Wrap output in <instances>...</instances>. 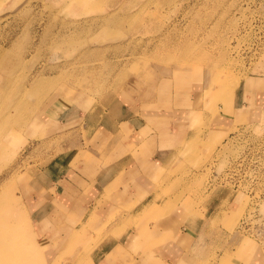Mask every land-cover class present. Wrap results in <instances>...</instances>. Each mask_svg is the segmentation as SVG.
Returning a JSON list of instances; mask_svg holds the SVG:
<instances>
[{
    "label": "rangeland",
    "instance_id": "rangeland-1",
    "mask_svg": "<svg viewBox=\"0 0 264 264\" xmlns=\"http://www.w3.org/2000/svg\"><path fill=\"white\" fill-rule=\"evenodd\" d=\"M254 78L257 90L245 85ZM162 79L165 96L134 110L139 90ZM259 92L264 0H0V264H109L139 217L162 229L155 244L197 227L195 264H264V161L249 153L240 188L213 182L241 148L231 134L264 137V114L209 133L229 98L252 105ZM151 112L184 131L143 170L146 200L130 203L120 184L94 193L88 178L74 205L52 209L60 174L120 149L117 170L145 156L150 128L125 124Z\"/></svg>",
    "mask_w": 264,
    "mask_h": 264
},
{
    "label": "crops",
    "instance_id": "crops-1",
    "mask_svg": "<svg viewBox=\"0 0 264 264\" xmlns=\"http://www.w3.org/2000/svg\"><path fill=\"white\" fill-rule=\"evenodd\" d=\"M256 83L257 86H255ZM245 85L250 88L259 87L261 86V80L260 78H254L250 80L246 79ZM147 86V88L139 90L141 91V99L138 98L135 100L136 107L134 110H137L142 106V100L144 98L143 96H146L147 98H149L150 95L157 97V94L161 93V96L163 97L167 92H165L164 89H168L166 82L163 79L159 81L156 86L153 84ZM229 100L230 101L227 102L225 107L221 109L222 113L219 114L220 119H218V122L220 123L219 125L221 127L216 129V124L214 123L209 131V133L212 135L218 134L220 131H223L225 128L229 127L232 121H245L251 118V114H256L258 116L261 112L264 114V92H259L255 95V101L252 102V105L249 103L246 97H243L242 94H237L236 97L229 98ZM147 101L149 102L148 99ZM151 113L152 114L148 117V119L153 121L152 127L157 128V130H152L150 124L147 121L148 119H145V121L140 125L138 124V127H136L137 130L133 127V122L135 121L134 119H131L132 122L129 121L130 123L125 120L126 123L128 122L125 125L131 126V132L135 130L134 132L135 134L137 133V135L139 134L143 136L145 134V128L147 130L150 128V131L147 132L145 137H139L149 147L148 152H145V156L137 155L132 157V155L136 152H134V146L130 149L132 159L130 158L128 164L122 167L121 170L116 169L119 167L117 162H114V164H111V162L119 157L120 154L124 153L122 151L123 149H120L115 158L110 159L112 160L111 162L102 166H97L95 163L96 161L90 159L87 161V163L77 165L73 171H67V173L60 174L55 181L57 182V185L52 188V195L49 201L52 209L60 210L61 208H70V206L74 205L76 202L79 185L87 183L86 179L88 178L91 180L94 193L97 191H104L106 189L112 188L113 186H117L118 184L125 188L130 187L131 192H129L128 195V201L130 203L136 195L150 193V191H147L148 186L145 184L146 181L145 174L143 175V170L146 169V166L151 164V162L153 163L154 161L160 160L159 156L161 157L168 153H172V151L175 152L176 149L173 145L175 144V141L179 139L180 134L184 131L181 128V125L177 126V129L170 130V127L165 126L162 121H157L158 118L161 119L160 117L154 115L157 112ZM117 132L122 136V134H124L126 131L123 129H117L116 133ZM131 143L134 142L131 141ZM142 197L143 196H141V198ZM136 203L138 204L139 202L136 201ZM89 206L90 205H88L87 208L83 210L89 209ZM139 219L140 218L136 220V226L125 229L123 232V235H125L124 239H122L121 236L115 238L117 242L113 243L111 251H109L108 254L109 264L197 263V259L200 257V254L197 251L199 250L197 249V242L201 236V233L197 227L192 224H187V226H184L183 228L179 227L174 231L170 239L165 237V240L162 243L157 242L158 244H155L151 242L153 235L156 236L157 233L159 234L162 229L159 228L158 225H155L154 227L153 224H140ZM130 223H133L131 219ZM162 226L166 227L167 225ZM131 249L135 251V255H131Z\"/></svg>",
    "mask_w": 264,
    "mask_h": 264
},
{
    "label": "built area",
    "instance_id": "built-area-1",
    "mask_svg": "<svg viewBox=\"0 0 264 264\" xmlns=\"http://www.w3.org/2000/svg\"><path fill=\"white\" fill-rule=\"evenodd\" d=\"M250 130V127H241L231 134V137L234 138V141L238 143L241 148L235 157L229 159L224 170H214L213 182L223 183L232 187L240 188L243 185L245 177L247 176L246 164L249 153L256 151L260 156V159L264 161V137L251 141ZM255 146L258 148V150L254 148ZM251 197L254 198V194Z\"/></svg>",
    "mask_w": 264,
    "mask_h": 264
},
{
    "label": "bare ground",
    "instance_id": "bare-ground-1",
    "mask_svg": "<svg viewBox=\"0 0 264 264\" xmlns=\"http://www.w3.org/2000/svg\"><path fill=\"white\" fill-rule=\"evenodd\" d=\"M155 106V105H154ZM176 121V120H175ZM179 128V127H178ZM46 141V140H45ZM175 148V147H174ZM179 150V149H178ZM178 152V151H177ZM172 153H173V151H172ZM174 155V154H173ZM147 199V197H142L141 198V196H136V200L140 203V202H142L143 200H146ZM140 218V217H139ZM137 220V219H136ZM121 230V229H120ZM120 236V235H119ZM104 237V236H103ZM111 237V236H110ZM124 237V236H123Z\"/></svg>",
    "mask_w": 264,
    "mask_h": 264
}]
</instances>
